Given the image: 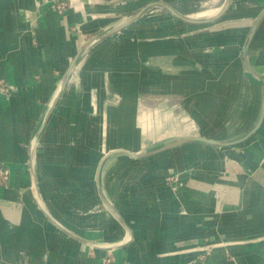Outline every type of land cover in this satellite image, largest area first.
<instances>
[{
    "label": "crops",
    "instance_id": "obj_1",
    "mask_svg": "<svg viewBox=\"0 0 264 264\" xmlns=\"http://www.w3.org/2000/svg\"><path fill=\"white\" fill-rule=\"evenodd\" d=\"M142 8L86 47L48 113L83 42ZM263 8L264 0H0V79L11 90L0 95V166L9 170L0 264H102L106 254L112 264H264V114L237 143L193 139L230 142L257 122L264 15L244 59L242 48ZM45 117L32 143L34 187L29 146ZM46 214L78 237L126 242L90 246Z\"/></svg>",
    "mask_w": 264,
    "mask_h": 264
},
{
    "label": "water",
    "instance_id": "obj_2",
    "mask_svg": "<svg viewBox=\"0 0 264 264\" xmlns=\"http://www.w3.org/2000/svg\"><path fill=\"white\" fill-rule=\"evenodd\" d=\"M228 3V1L226 2V4ZM162 5L164 7H166L167 9H169L173 14L181 17L182 19L184 20H187V21H192L190 19H187L185 17H182L181 15H178L177 13H175L173 11V9H171L169 6L165 5L162 3ZM145 8H142L139 12H137L135 15H133L132 17H130V19L114 28V29H111V30H108V31H105L103 33H100V34H97V35H94V36H91L89 39H87L86 41L83 42V44L81 45V47L78 49L77 53L74 55V57L72 58V60L70 61L67 69L65 70L60 82H59V85H58V88H57V91H56V94L52 100V102L50 103L49 105V109H48V113L50 112V110L52 109V107L54 106L55 102H56V99L59 95V93L61 92V90L63 89L64 85H65V82L68 78V75L70 74V71L72 70L73 66L75 65V62L77 61V59L80 57V55L82 54V52L86 49V47H88L90 44L94 43L95 41L101 39L102 37H105L107 35H110L116 31H118L119 29H121L122 27H124L125 25L131 23L132 21H134L144 10ZM264 15V8L262 9V11L257 15L254 23L252 24L251 28H250V31L245 39V42H244V45H243V48H242V59H244V55H245V52H246V48H247V44L250 40V38L252 37L260 19L262 18V16ZM48 113L46 114V116L48 115ZM263 114H264V76H263V93H262V100H261V105H260V112H259V116H258V119H257V122L255 123L254 127L244 136L240 137V138H237L233 141H230V142H224V141H217V140H213V139H206V138H203V137H193V139L195 140H201V141H205L207 143H211V144H218V145H222V144H226V143H229V144H233V143H237L243 139H245L249 134H251L252 132H254L256 130V128L259 126L261 120H262V117H263ZM45 119L46 117L44 118L41 126L38 128V130L36 131V133L34 134L33 138H32V142L29 146V159H28V162H29V166H30V171H31V175H32V184L34 185L35 187V179L33 177V163H32V157H33V140L36 138V135L39 133V131L41 130V127L42 125L44 124L45 122ZM180 140L178 141H175V142H172V143H168L166 145H163L161 147H158L157 149H154L152 151H149L148 153H152V152H156L160 149H163L165 147H168L170 145H173L177 142H179ZM119 152H122V153H125L131 157H140L146 153H132V152H129V151H125V150H118ZM112 153V151H109L108 153H106V155L103 157V159H105L108 155H110ZM107 206L114 212L113 208L111 207L110 203L105 200ZM115 213V212H114ZM48 216V218L50 219V221L52 223H54L59 229H61L62 231H64L65 233H67L68 235H71L81 241H83L84 243L90 245V246H93V247H97V248H101V249H113L115 247H118V246H121L122 244H124L126 241H121V242H118V243H104V242H98V241H91V240H87V239H84V238H81V237H78L77 235L73 234L72 232H70L69 230L65 229L64 227H62L58 222H56L55 220H53L48 214H46ZM116 217L118 218V220L122 223V225L127 229V227L123 224V222L121 221V219L119 218L118 215H116ZM128 230V229H127Z\"/></svg>",
    "mask_w": 264,
    "mask_h": 264
},
{
    "label": "built area",
    "instance_id": "obj_3",
    "mask_svg": "<svg viewBox=\"0 0 264 264\" xmlns=\"http://www.w3.org/2000/svg\"><path fill=\"white\" fill-rule=\"evenodd\" d=\"M63 5L62 4H57L56 9L59 13L63 11ZM10 85L3 79H0V95L3 98H8L10 95ZM172 177L168 178V183L173 182ZM8 179H9V170L5 167L0 166V186L1 187H7L8 185ZM102 264H112V259L111 257L106 254L103 259H102Z\"/></svg>",
    "mask_w": 264,
    "mask_h": 264
}]
</instances>
